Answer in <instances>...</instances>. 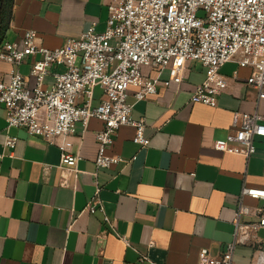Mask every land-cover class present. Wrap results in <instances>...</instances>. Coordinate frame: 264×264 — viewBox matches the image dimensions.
Instances as JSON below:
<instances>
[{
    "label": "crops",
    "instance_id": "obj_1",
    "mask_svg": "<svg viewBox=\"0 0 264 264\" xmlns=\"http://www.w3.org/2000/svg\"><path fill=\"white\" fill-rule=\"evenodd\" d=\"M110 1L10 0L0 17V44L19 40L27 29L48 48L79 37L93 23L101 32ZM39 58L30 55L19 66L0 61L1 76L9 80L16 67L33 85L30 69ZM63 70V65L51 67ZM251 71L235 60L223 64L229 84L215 106L190 99L205 77L198 60L187 63L179 83L166 68L157 92L146 99L136 101L138 87L131 85L132 118L145 120L150 144L142 148L133 140L134 125L120 126L108 153L136 157L109 168L95 164L102 120L77 124L69 137V151L79 155L73 167L61 163L58 144L20 127L7 128L0 105V264H143L142 255L160 264H198L203 247L219 254L233 239L243 186L264 187V136H254L256 150L249 156L214 147L215 140L235 132V112L264 117V98L247 84ZM143 72L154 77L157 69L144 66ZM53 81L46 75L44 86ZM100 98L96 86L93 102ZM6 135L18 137L14 148L5 144ZM91 198L102 208L89 210ZM243 200L264 205L248 196ZM258 235L264 249V228ZM256 245H236L232 264H264Z\"/></svg>",
    "mask_w": 264,
    "mask_h": 264
},
{
    "label": "built area",
    "instance_id": "obj_2",
    "mask_svg": "<svg viewBox=\"0 0 264 264\" xmlns=\"http://www.w3.org/2000/svg\"><path fill=\"white\" fill-rule=\"evenodd\" d=\"M37 53L41 58L30 69L33 85L16 67L10 70L9 80L0 73V105L6 109L7 128L20 127L29 135L58 144L61 163L74 167L79 155L69 151V137L78 123L86 127L91 118H98L102 127L96 131L95 164L97 169L109 168L136 157L108 153L120 126L134 125L133 140L142 148L149 146L145 120L132 118L134 103L127 100L128 89L137 86L136 101L146 99L157 92L166 68L179 83L187 63L198 60L205 77L190 99L215 106L229 84L221 67L235 60L251 67L247 84L256 86L264 98V0H111L106 27L101 32L93 23L79 37L48 48L38 42L34 29H27L19 40L0 44V61L13 66ZM53 65H63L64 70L51 71ZM144 66L156 68L157 74L149 77L143 72ZM50 73L54 81L44 86ZM96 86L102 89V98L94 103ZM263 119L258 112H235V132L215 140L214 147L249 156L256 150L254 136H264ZM17 139L6 135L5 144L14 148ZM99 189L97 186L96 192ZM246 196L264 200V187L243 186L232 220L233 239L219 254L201 248L198 264H232L238 244H257L256 252L264 254L258 244V230L264 228V205L247 204L243 200ZM93 199L87 206L92 212L97 206L102 208L101 201ZM105 220H109L106 215ZM140 260L143 264H160L146 255Z\"/></svg>",
    "mask_w": 264,
    "mask_h": 264
},
{
    "label": "trees",
    "instance_id": "obj_3",
    "mask_svg": "<svg viewBox=\"0 0 264 264\" xmlns=\"http://www.w3.org/2000/svg\"><path fill=\"white\" fill-rule=\"evenodd\" d=\"M9 1L10 0H0V17L2 19L3 14L5 13V11L7 10L8 6H9Z\"/></svg>",
    "mask_w": 264,
    "mask_h": 264
}]
</instances>
